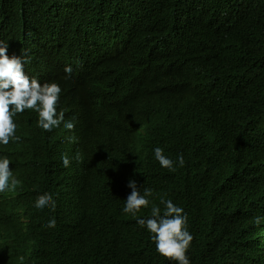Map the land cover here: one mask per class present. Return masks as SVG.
<instances>
[{
	"label": "trees",
	"instance_id": "16d2710c",
	"mask_svg": "<svg viewBox=\"0 0 264 264\" xmlns=\"http://www.w3.org/2000/svg\"><path fill=\"white\" fill-rule=\"evenodd\" d=\"M76 1L81 11L74 17L96 12L115 32V42L103 58L87 65L86 79L93 81L105 70L154 78L142 92L123 88L113 94L114 112L121 118L102 125L94 144L112 138L135 141L141 130L152 134L154 142H163L172 109L186 106L179 114L184 133L178 143L185 165L178 163L179 173L166 175L152 163L139 187L153 190L149 199L154 204L171 199L184 209L194 237L191 264H232L235 249L246 252L247 238L242 240L229 221L218 219L221 210L236 202L264 200V0H205L217 23L214 36L187 33V21L174 13L181 3L187 8V0ZM64 8L55 0H0V30L28 22L25 16L34 11L35 22L30 24L43 27L44 19L61 20ZM115 14L129 23L119 24ZM65 30L70 32L69 27ZM60 33L57 24L45 30L50 38ZM63 55L71 62L81 57L77 48L64 47ZM244 75L248 79L241 83ZM56 80L71 95L73 119L87 116L84 81ZM47 144L9 155L21 182L16 188L25 196L2 197L7 209L0 211V264L19 263L21 240L29 241L27 249L32 247L20 252L21 264H176L156 251L136 217L123 212L126 182L114 178L111 169L91 172L100 191L98 211L72 216L71 191L62 174L74 164L65 167L64 154L50 157ZM44 193L56 200L54 212L35 207ZM13 200L26 212L25 224L23 214L11 209ZM53 218L56 227H45ZM41 225L44 232L38 233Z\"/></svg>",
	"mask_w": 264,
	"mask_h": 264
},
{
	"label": "clouds",
	"instance_id": "9594fccd",
	"mask_svg": "<svg viewBox=\"0 0 264 264\" xmlns=\"http://www.w3.org/2000/svg\"><path fill=\"white\" fill-rule=\"evenodd\" d=\"M55 2L65 6L61 20L44 19L45 25L35 28L31 25L35 22L34 11L25 16L29 23L14 22L0 30V211L7 209L3 196H25L16 188L21 182L14 176L9 155L23 154L30 148L41 149L47 142L50 157L64 154L63 165L74 164V169L62 174L64 184L71 191L68 209L72 216L81 218L98 211L100 191L91 172L111 169L114 178L126 182L123 212L136 217L139 225L149 232L158 253L176 264H191L194 237L189 231L184 209L171 199L161 198L160 203L165 206L162 210L161 204H154L149 199L153 190L139 187L144 172L152 163L166 175L178 174V163L180 167L185 165L183 155H178V143L184 133L179 114L186 106L172 109L163 142H154L152 134L147 136L141 130L135 141L112 138L102 145H95L100 127L112 125L121 118L114 112L113 94L123 88L142 92L154 78L139 72L113 74L105 70L93 81L86 79L87 65L94 59L103 58V53L114 44V29L96 12L74 17L81 11L76 0ZM183 7L181 3L174 13L181 16V21H187V33L215 35L217 23L205 0H187V8ZM114 16L119 24L129 23L122 14ZM55 24L61 33L50 38L45 35V30ZM134 37L124 45L122 54ZM64 47L79 49L81 57L76 62L69 61L63 55ZM59 77L72 83L84 81L87 116L73 119L71 95L56 80ZM247 79L244 75L241 83ZM24 112L27 114H22ZM262 129L264 131V123ZM12 203L11 209L23 214L21 222L25 224L26 212L18 207V201ZM35 207L54 212L57 203L50 193H44L38 196ZM218 219L229 221L242 240L247 238L244 242L246 252L241 254L235 249L232 264H264V200L236 202L233 208L221 210ZM45 227L55 228V218ZM37 232L43 233L44 226H39ZM28 243L27 240L17 242L21 246L20 252L32 248L27 249ZM7 251L10 252V248ZM20 252L16 254L19 257L16 264L23 260Z\"/></svg>",
	"mask_w": 264,
	"mask_h": 264
},
{
	"label": "bare ground",
	"instance_id": "6f19581e",
	"mask_svg": "<svg viewBox=\"0 0 264 264\" xmlns=\"http://www.w3.org/2000/svg\"><path fill=\"white\" fill-rule=\"evenodd\" d=\"M42 187V186H41ZM160 198V197H159ZM135 218V217H134ZM243 247V246H242ZM241 248V247H240ZM226 250V249H225ZM228 251V250H227ZM224 259V258H223ZM227 259V258H226ZM230 259V258H229ZM228 262V261H227ZM231 262V261H230ZM226 263V262H225Z\"/></svg>",
	"mask_w": 264,
	"mask_h": 264
}]
</instances>
